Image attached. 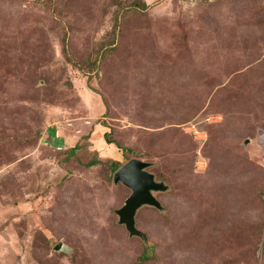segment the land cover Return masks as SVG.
I'll use <instances>...</instances> for the list:
<instances>
[{
    "label": "rangeland",
    "instance_id": "rangeland-1",
    "mask_svg": "<svg viewBox=\"0 0 264 264\" xmlns=\"http://www.w3.org/2000/svg\"><path fill=\"white\" fill-rule=\"evenodd\" d=\"M110 130L167 186L146 240L117 222ZM146 242L141 264H264V0H0V264Z\"/></svg>",
    "mask_w": 264,
    "mask_h": 264
},
{
    "label": "water",
    "instance_id": "water-1",
    "mask_svg": "<svg viewBox=\"0 0 264 264\" xmlns=\"http://www.w3.org/2000/svg\"><path fill=\"white\" fill-rule=\"evenodd\" d=\"M149 166V162L131 158L113 174L114 184L120 183L130 190V195L124 204L115 211L118 217L117 222L125 227L130 237L138 236L145 240L144 234L136 228V213L143 206L161 210L162 205L154 193L167 190V186L157 181L154 174L147 170ZM54 249L56 251L63 249L62 243L59 242Z\"/></svg>",
    "mask_w": 264,
    "mask_h": 264
},
{
    "label": "trees",
    "instance_id": "trees-1",
    "mask_svg": "<svg viewBox=\"0 0 264 264\" xmlns=\"http://www.w3.org/2000/svg\"><path fill=\"white\" fill-rule=\"evenodd\" d=\"M139 6H140V9L141 10H144L147 5L145 3V1H140L139 3H137ZM118 25V17L115 16L114 17V27L116 28ZM112 135H113V132L112 130H110L109 132H105L103 137H104V140L106 141L107 144H115L116 145V148L119 152H122L123 153V158L122 160L120 161H111L110 163H108V168H109V171L114 174V172L119 168L121 167L124 163H126L129 159L128 157L125 156V154H134L135 157H138L140 154L138 152H135L133 149L131 148H128V147H124L122 146L121 144L118 143V141L116 139H113L112 138ZM74 150V149H73ZM100 163L99 160H95V159H92L90 160V162H88L89 165H95V164H98ZM146 246L144 247V252L140 255V257L137 259V264L138 263H143L145 262L146 260H149V259H152L154 258L153 256V248H152V245L150 242H146L145 243Z\"/></svg>",
    "mask_w": 264,
    "mask_h": 264
}]
</instances>
